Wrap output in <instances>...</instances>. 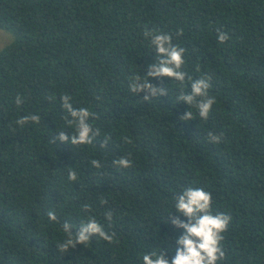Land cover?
Wrapping results in <instances>:
<instances>
[{
  "label": "trees",
  "instance_id": "obj_1",
  "mask_svg": "<svg viewBox=\"0 0 264 264\" xmlns=\"http://www.w3.org/2000/svg\"><path fill=\"white\" fill-rule=\"evenodd\" d=\"M146 29L185 49L188 76H211L207 120L177 103L167 78L150 81L168 92L152 101L130 92L129 78L156 62ZM0 30L12 36L0 50V264H143L157 249L171 260L183 229L164 221L188 187L232 217L219 264H264V0H0ZM62 95L95 114L92 145L52 144L58 131H75ZM191 110L195 120L182 121ZM27 115L40 123H16ZM210 131L223 134L219 144ZM120 157L133 166L114 167ZM89 216L115 242L94 237L59 252L62 224L75 232Z\"/></svg>",
  "mask_w": 264,
  "mask_h": 264
},
{
  "label": "clouds",
  "instance_id": "obj_2",
  "mask_svg": "<svg viewBox=\"0 0 264 264\" xmlns=\"http://www.w3.org/2000/svg\"><path fill=\"white\" fill-rule=\"evenodd\" d=\"M178 37L183 35L180 30ZM145 39H149L151 46L155 49L156 62L148 66L146 76L135 75L129 78V90L133 95L139 96L144 93V101H152V98L165 96L168 94L166 88L158 87L150 83L153 79L167 78L175 81L180 89L176 97L177 103L183 102L195 108L201 119L207 120L216 104L215 96L209 95L212 87L211 76L202 75L193 79L183 70L185 49L173 43L172 35L167 33L144 32ZM217 39L220 44H225L229 35L217 29ZM196 71H200L197 67ZM187 82V83H186ZM190 86V90L185 91ZM62 107L66 111L65 121L69 128L74 127L71 139L65 131H58L52 139V144L58 139L61 143H70L73 146L92 145L99 135V129L93 127L89 120L95 117L87 108H74L69 95L61 96ZM17 106L23 101L17 96ZM182 121L195 120L193 112L187 111L181 117ZM29 122L40 123L38 115H27L19 118L16 123L23 127ZM209 143L219 144L223 139V134L217 135L215 132H208ZM126 143H131L129 137H125ZM102 146H107V140L102 142ZM117 168H131L133 163L128 157H120L112 161ZM90 165L94 168H101V162L92 159ZM69 181L75 182L78 179L77 172L71 170L68 173ZM175 211L167 216V223L176 229H183V234L174 239L175 255L169 260L168 255L162 249L153 250L142 256L143 264H219L226 258L223 241L225 233L228 231L232 217L225 213H213V196L204 188L188 187L181 194L175 196ZM106 203V201H102ZM84 211L89 212V205L84 206ZM47 216L50 221L57 222V215L54 211H49ZM180 216L186 218L181 220ZM106 218L111 224L112 212L106 213ZM62 231L65 239L58 242L56 247L59 252L66 253L77 245L86 246L94 237L107 241L109 244L115 242V233H108L98 221L89 216L87 221L81 223L78 230L73 232V225L68 222L62 224Z\"/></svg>",
  "mask_w": 264,
  "mask_h": 264
},
{
  "label": "rangeland",
  "instance_id": "obj_3",
  "mask_svg": "<svg viewBox=\"0 0 264 264\" xmlns=\"http://www.w3.org/2000/svg\"><path fill=\"white\" fill-rule=\"evenodd\" d=\"M12 41L11 34L0 30V50Z\"/></svg>",
  "mask_w": 264,
  "mask_h": 264
}]
</instances>
